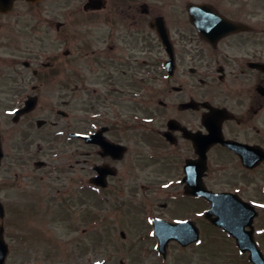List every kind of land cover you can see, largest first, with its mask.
Instances as JSON below:
<instances>
[{
  "label": "flooded vegetation",
  "instance_id": "obj_1",
  "mask_svg": "<svg viewBox=\"0 0 264 264\" xmlns=\"http://www.w3.org/2000/svg\"><path fill=\"white\" fill-rule=\"evenodd\" d=\"M154 1L0 0L6 220L35 221L56 184L67 212L96 230L119 228L125 240L83 247L78 264H130L122 245L135 262L199 245L172 240L164 256L156 219L190 221L201 238L254 264L250 246L216 225L211 199L198 194L234 193L232 228L264 255V0H181L180 10L177 0ZM192 1L237 28L217 36L228 23L215 24L206 37ZM49 151L57 164L44 160ZM137 211L144 224L131 226L145 232L129 240L125 217Z\"/></svg>",
  "mask_w": 264,
  "mask_h": 264
},
{
  "label": "rangeland",
  "instance_id": "obj_2",
  "mask_svg": "<svg viewBox=\"0 0 264 264\" xmlns=\"http://www.w3.org/2000/svg\"><path fill=\"white\" fill-rule=\"evenodd\" d=\"M178 9L182 1L177 0ZM155 3V1L153 0ZM180 12V11H179ZM54 47V45H52ZM64 100L60 101L63 103ZM65 108V107H63ZM66 109V108H65ZM46 117V116H45ZM47 118V117H46ZM44 144V143H43ZM53 151L44 154V160L50 164H57V158L53 157ZM45 169L39 172L45 173ZM50 198L47 199L50 208L37 211L35 221L16 223L15 218L6 220L7 223V241L11 245V250L6 264H78L83 261L85 254L81 253V249L86 246H95L98 242L93 241L95 238L102 239L103 244L121 242L124 243L120 236V229L116 228V233L104 232V230L89 228L88 219L79 220L75 217L76 212H67L62 206L58 194V185L51 186ZM74 208V207H72ZM72 208H68L71 210ZM118 214V213H117ZM176 213L169 210V215ZM182 214V213H181ZM119 215V214H118ZM177 215V214H176ZM140 211L126 215V222L130 233L126 232L129 240H136V237L145 231L142 229H134L133 218L137 219V223L142 226L144 224V216ZM137 217V218H136ZM117 216V220L120 221ZM137 224V225H138ZM135 225V226H137ZM87 228L85 233L83 230ZM22 236V241L18 242L17 237ZM101 237V238H100ZM215 241V242H214ZM216 240L209 241L207 235H203L200 244L196 248L182 250L177 244L171 245L170 256L168 260H163L161 256L150 253V257L140 259L139 262L127 259L129 251L120 247V257L126 259L130 264H241L240 256L232 254L233 248H227L223 252V248L214 245ZM212 244V245H211ZM140 251V250H138ZM132 255H138L137 250H132ZM142 252V251H140ZM93 255V252H89ZM143 253V252H142ZM155 256V257H153ZM146 257V256H144Z\"/></svg>",
  "mask_w": 264,
  "mask_h": 264
},
{
  "label": "water",
  "instance_id": "obj_3",
  "mask_svg": "<svg viewBox=\"0 0 264 264\" xmlns=\"http://www.w3.org/2000/svg\"><path fill=\"white\" fill-rule=\"evenodd\" d=\"M205 7V5H198V6H194L192 8H190V10H194V9H203ZM194 20L197 22L199 19V15L197 13L194 14ZM198 25L200 26V23H198ZM161 230L159 231V235L160 237L163 239L164 245H166V243H168V241L170 240V238H178L179 240H181L184 244H188L189 242H191L192 239H189L187 237H182V230H184V227H179L177 224L174 223H170L167 224L165 226H161ZM4 229L3 226L0 229V264H5V260H6V255L8 253V246L5 244L4 242Z\"/></svg>",
  "mask_w": 264,
  "mask_h": 264
}]
</instances>
